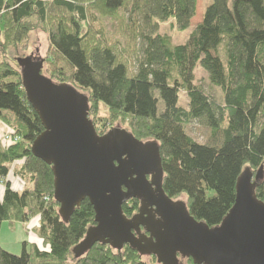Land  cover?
Masks as SVG:
<instances>
[{"label": "trees", "instance_id": "trees-1", "mask_svg": "<svg viewBox=\"0 0 264 264\" xmlns=\"http://www.w3.org/2000/svg\"><path fill=\"white\" fill-rule=\"evenodd\" d=\"M197 3L0 0V55L5 56L7 46L24 48L30 33L45 31L52 54L46 62L53 68L47 78L88 97V119L97 134L115 121L139 141H155L167 197L184 196L191 217L215 227L232 208L244 169L264 173V0H211L181 45L158 32L169 21L180 32L189 29ZM104 18L120 21L121 40L109 42L99 21ZM15 65L0 61V125L19 138L6 144L0 136V230L5 222L26 223L33 217L39 224L37 241L23 242L21 255L0 247V264H150L128 245L119 251L95 244L81 257H71L94 225V211L84 200L68 221L59 216L51 167L30 151L43 127ZM197 68L220 91L221 101L196 83ZM100 106L107 109V118L98 116ZM193 121L209 129L207 144L186 134ZM14 179L25 187L14 186ZM255 195L264 201V180ZM137 206L136 200L129 201L124 214L130 217ZM146 258L157 263L155 257Z\"/></svg>", "mask_w": 264, "mask_h": 264}, {"label": "water", "instance_id": "water-1", "mask_svg": "<svg viewBox=\"0 0 264 264\" xmlns=\"http://www.w3.org/2000/svg\"><path fill=\"white\" fill-rule=\"evenodd\" d=\"M22 87L43 131L32 142L35 158L51 167L58 214L68 221L88 200L94 225L72 253L84 255L93 245L121 250L125 245L158 264H264V201L255 188L264 180L245 168L237 179L235 200L222 222L209 227L189 214L184 201L163 191L159 146L142 142L122 128L98 135L88 119V97L66 83L42 75L44 60L21 58ZM139 202L127 217L123 206ZM146 233L143 234L141 231Z\"/></svg>", "mask_w": 264, "mask_h": 264}, {"label": "rangeland", "instance_id": "rangeland-1", "mask_svg": "<svg viewBox=\"0 0 264 264\" xmlns=\"http://www.w3.org/2000/svg\"><path fill=\"white\" fill-rule=\"evenodd\" d=\"M211 3V0H198L197 3V11L195 14V17L192 18L190 22V28L187 29L184 32H180L176 29L173 21H169L167 23H161L159 25L158 32L162 35L169 36L171 38V43L173 45H181L185 43L188 40V37L190 33L192 32V29L200 23L202 20V15L205 7ZM121 18L125 19L126 15L121 14ZM100 23L103 25V30L105 32L106 38H108L109 42L113 43L117 40H121L122 38V28L119 26L120 21L112 20L111 18H104L99 20ZM24 45H22L20 48H12L8 47L6 49L5 56L0 55V61L2 58L4 61L9 62L14 67L15 62L18 59L29 57L33 61H39L44 60V67H43V74L45 77H49V74L53 70L52 67L48 65L46 61H49V56L52 57V54L49 52V45L47 41V34L46 32H40V31H34L28 35V41L26 43V46L22 48ZM2 53L0 49V54ZM18 64V63H17ZM196 83L205 90L206 94L210 95L213 99L216 101H221V94L220 91L216 88H212L209 85V82L206 78V74L202 71V69L197 68L196 72ZM57 83V82H54ZM59 83H65V82H59ZM181 104L183 106L186 105L185 95L183 94L181 97ZM98 116L101 118H107L108 117V111L103 106H100L98 111ZM108 126V129L106 132H108L113 127L120 126L121 128L124 127V125L119 124L118 122H107L105 124ZM98 127L101 129L102 124H99ZM125 129V128H123ZM5 130V131H4ZM0 132H7V129L0 125ZM105 132V133H106ZM104 133V134H105ZM1 134V133H0ZM186 134L195 142L199 144H207L210 140V131L205 126L200 124L197 121H193L186 125ZM4 134L2 133L1 136ZM99 135V134H98ZM102 136V135H100ZM142 142H150L152 140L145 139L141 140ZM259 170V169H258ZM258 170H255V174ZM263 172V170H262ZM253 174V175H255ZM264 174V173H263ZM175 201H186L185 197L182 196L180 198L175 199ZM38 217H33L30 219L28 224H22V223H14V226L9 225L8 223H3L0 230V247L11 253L12 255H21L22 253V244L23 242H27L28 244H33L37 241V237L35 235V228L38 224ZM71 257H73V253L71 254ZM143 260L150 263V264H157L154 260L152 261L150 258L143 257ZM181 264H185V262L181 261Z\"/></svg>", "mask_w": 264, "mask_h": 264}, {"label": "built area", "instance_id": "built-area-1", "mask_svg": "<svg viewBox=\"0 0 264 264\" xmlns=\"http://www.w3.org/2000/svg\"><path fill=\"white\" fill-rule=\"evenodd\" d=\"M2 140L6 144H14V143H17L19 141V138L17 136H14L13 133L8 132L7 134L2 136Z\"/></svg>", "mask_w": 264, "mask_h": 264}, {"label": "crops", "instance_id": "crops-1", "mask_svg": "<svg viewBox=\"0 0 264 264\" xmlns=\"http://www.w3.org/2000/svg\"><path fill=\"white\" fill-rule=\"evenodd\" d=\"M5 131V130H4ZM9 131L7 130V132H0L1 134L3 133L4 135L5 134H7ZM1 134H0V136H1ZM14 186H16V187H19V188H23V187H25V185H24V183L22 182V181H20V180H18V179H14ZM21 185H23V186H21ZM0 193H2L1 192V190H0ZM29 222V221H28ZM28 222H26L27 224H28ZM26 223H22V224H26ZM11 226H14V224H12ZM36 227H37V225H35Z\"/></svg>", "mask_w": 264, "mask_h": 264}, {"label": "flooded vegetation", "instance_id": "flooded-vegetation-1", "mask_svg": "<svg viewBox=\"0 0 264 264\" xmlns=\"http://www.w3.org/2000/svg\"><path fill=\"white\" fill-rule=\"evenodd\" d=\"M137 202H138V201H137ZM138 210H139V202H138V206H137V211H135L132 215L137 214V213H138ZM132 215H131V216H132ZM131 216H130V217H131ZM141 232H142L143 234L146 235V233H145L143 230H142Z\"/></svg>", "mask_w": 264, "mask_h": 264}]
</instances>
